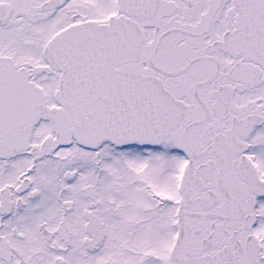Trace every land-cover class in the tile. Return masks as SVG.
<instances>
[{"label":"snow or ice","instance_id":"snow-or-ice-1","mask_svg":"<svg viewBox=\"0 0 264 264\" xmlns=\"http://www.w3.org/2000/svg\"><path fill=\"white\" fill-rule=\"evenodd\" d=\"M0 264H264V0H0Z\"/></svg>","mask_w":264,"mask_h":264}]
</instances>
